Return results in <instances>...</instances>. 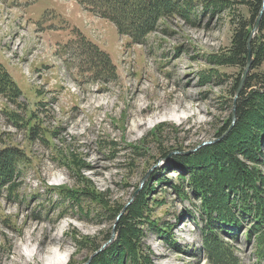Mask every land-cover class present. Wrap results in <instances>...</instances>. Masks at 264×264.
<instances>
[{
  "label": "rangeland",
  "instance_id": "374dc122",
  "mask_svg": "<svg viewBox=\"0 0 264 264\" xmlns=\"http://www.w3.org/2000/svg\"><path fill=\"white\" fill-rule=\"evenodd\" d=\"M84 1L0 0V64L20 89L18 99L0 96V150L16 147L27 161L19 194L0 198V264H91L116 242L117 221L142 203L154 264H212L208 221L169 166L235 127L246 67L215 59L232 49L237 25L251 21L253 0H210L206 12L195 5L191 21L165 17L141 44ZM92 48L111 65L86 68ZM254 74L264 76V63L247 79ZM208 141L216 142L195 152ZM216 231L240 264H258L246 231Z\"/></svg>",
  "mask_w": 264,
  "mask_h": 264
},
{
  "label": "trees",
  "instance_id": "16d2710c",
  "mask_svg": "<svg viewBox=\"0 0 264 264\" xmlns=\"http://www.w3.org/2000/svg\"><path fill=\"white\" fill-rule=\"evenodd\" d=\"M210 0H86L88 9L115 24L120 35L130 36L133 43H144L149 34L158 29L165 17L179 15L191 21L189 12L201 5L204 12L214 3ZM215 5V4H214ZM251 21L242 20L237 25L232 49L216 56L217 65L245 68L248 42L254 21L260 14L263 1L253 0ZM191 13V12H190ZM264 14V13H263ZM254 57L253 70L264 63V16L259 32L251 40ZM88 45V44H87ZM86 45V46H87ZM93 46L94 45H90ZM89 52L86 68L98 69L103 63L111 65L110 56L96 48ZM237 105V123L232 132L217 144L201 148L191 155L176 157L169 168L179 170V180L190 189L200 203L201 215L208 221L204 230L205 250L212 264H240L232 255L229 244L222 241L216 229L230 238L235 232L246 231L247 242L255 244L258 264H264V76L254 74L247 79ZM240 81V80H239ZM235 90L238 87V82ZM4 65L0 64V96L18 99L20 89ZM257 88V90H252ZM231 120L221 129L218 137L228 131ZM16 147L0 150V198L19 194L23 184L26 160ZM168 170V169H167ZM53 194L55 191H50ZM186 197L185 191L177 190ZM65 200L75 198V192L57 193ZM144 204H135L128 217L117 221L118 238L108 249L94 257L91 264H154L153 253L143 246L142 215ZM224 226L226 229H224ZM84 240V239H83ZM81 241L84 244L86 241ZM86 240V239H85ZM79 244H77V247ZM100 249L96 247L95 252ZM88 261V260H87Z\"/></svg>",
  "mask_w": 264,
  "mask_h": 264
},
{
  "label": "water",
  "instance_id": "95a60500",
  "mask_svg": "<svg viewBox=\"0 0 264 264\" xmlns=\"http://www.w3.org/2000/svg\"><path fill=\"white\" fill-rule=\"evenodd\" d=\"M263 1V7H262V10H261V12H260V14H258L259 15V17H258V19H257V21H256V23H255V25H254V27H252L253 28V31H252V33H251V37H250V39H249V42H248V57H247V65L245 66L246 68H245V70H244V73H243V77H242V79H241V83H240V85H239V88H238V90L236 91V96H235V104H234V109H233V113H232V118H233V122L235 123L236 121H237V101H238V99L240 98V95H241V93L240 92H242V90L244 89V87H245V82H246V80L245 79H247V77H248V75H249V73H250V71H251V69H252V67L251 66H253V63H254V60H253V54H251L252 53V50H251V40H253L254 39V37L256 36V34L259 32V29H260V23H261V20H262V18H263V16H264V0H262ZM216 141H208V142H205L204 144H202L201 146H199L196 150H195V152L197 151V150H199L201 147H203V146H207V145H211V144H213V143H215ZM115 233H116V230H114V235H115ZM101 252V251H100Z\"/></svg>",
  "mask_w": 264,
  "mask_h": 264
},
{
  "label": "bare ground",
  "instance_id": "6f19581e",
  "mask_svg": "<svg viewBox=\"0 0 264 264\" xmlns=\"http://www.w3.org/2000/svg\"><path fill=\"white\" fill-rule=\"evenodd\" d=\"M179 108H180V106H179ZM172 111H176V110H172ZM139 117V116H138ZM152 120H154V118L152 117ZM139 121H141V120H139ZM135 122V121H134ZM150 122V121H149ZM142 125H144V123H138V125H137V127L138 126H142ZM136 127V128H137ZM41 243H43V242H40L39 244L42 246V244ZM39 253H47V254H49V256L51 255V254H53V253H51V251H50V253H49V250H48V252L47 251H44V248H38V253H37V255L39 254ZM19 254H20V256H22L23 255V253H22V251H20L19 252ZM24 256V255H23ZM67 261H68V258L66 259V263H67ZM61 263H63V262H61Z\"/></svg>",
  "mask_w": 264,
  "mask_h": 264
}]
</instances>
